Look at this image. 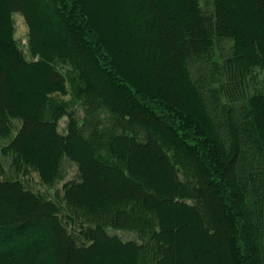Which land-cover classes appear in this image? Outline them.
<instances>
[{
  "label": "trees",
  "instance_id": "trees-1",
  "mask_svg": "<svg viewBox=\"0 0 264 264\" xmlns=\"http://www.w3.org/2000/svg\"><path fill=\"white\" fill-rule=\"evenodd\" d=\"M256 69L264 0H0V153L48 185L77 168L66 220L1 175L0 264H264Z\"/></svg>",
  "mask_w": 264,
  "mask_h": 264
},
{
  "label": "rangeland",
  "instance_id": "rangeland-1",
  "mask_svg": "<svg viewBox=\"0 0 264 264\" xmlns=\"http://www.w3.org/2000/svg\"><path fill=\"white\" fill-rule=\"evenodd\" d=\"M14 19V25H15V33L14 36L20 46V48L26 53V56L28 57L27 53V33L28 29L26 26V23L22 17V15L18 12L13 14ZM62 71L65 72L66 66H62ZM264 78V70L256 69V76L254 81H256L258 84L259 82ZM65 99H69V95L64 96ZM75 111L78 118H81L83 115L82 109L75 106ZM12 123L14 124V133L16 127L19 125V122L17 120H12ZM65 124H66V117H62L59 120V131L64 133L65 132ZM6 143L5 140L0 141V146L4 145ZM0 165L3 169V173L0 172L3 177L7 178H15L19 179L23 182L24 186L36 193H40L44 195L46 198L51 199L55 201L56 203L60 204L61 206V212L60 215L64 220H66V214H68V211L65 206H63V202L61 201V195H62V185L65 181H68L70 179L77 178V168L74 163L65 161L63 164L62 169V177L58 180H56L53 184L48 185L39 179L37 173L35 171H29L26 174H23L22 172H15L10 167V157L9 156H3L0 153ZM69 230L73 233H76L80 230V225L85 226L86 223H82L80 220H75L74 222H67L66 223ZM110 233H115L118 236H120L124 240L129 239H135L139 240L137 237L136 232L130 231V230H109Z\"/></svg>",
  "mask_w": 264,
  "mask_h": 264
}]
</instances>
